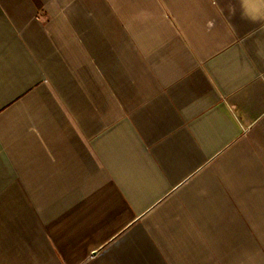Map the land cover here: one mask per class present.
Wrapping results in <instances>:
<instances>
[{"label":"crops","instance_id":"crops-1","mask_svg":"<svg viewBox=\"0 0 264 264\" xmlns=\"http://www.w3.org/2000/svg\"><path fill=\"white\" fill-rule=\"evenodd\" d=\"M257 28L238 0H0V264H264Z\"/></svg>","mask_w":264,"mask_h":264},{"label":"clouds","instance_id":"clouds-1","mask_svg":"<svg viewBox=\"0 0 264 264\" xmlns=\"http://www.w3.org/2000/svg\"><path fill=\"white\" fill-rule=\"evenodd\" d=\"M238 2L241 16L259 24V28L254 29L251 35H256L257 32H264V0H238ZM225 7L228 10L229 16L234 15L237 10L236 5L231 3L225 4L223 7L218 6V11L221 15H224ZM231 27L232 31L236 33L232 24ZM254 43L257 55L264 58V38H257L254 40Z\"/></svg>","mask_w":264,"mask_h":264}]
</instances>
